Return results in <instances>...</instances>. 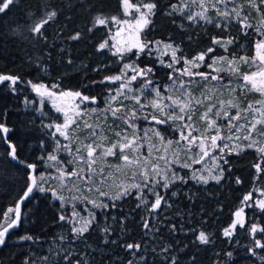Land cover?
Returning a JSON list of instances; mask_svg holds the SVG:
<instances>
[{
	"label": "rangeland",
	"instance_id": "obj_1",
	"mask_svg": "<svg viewBox=\"0 0 264 264\" xmlns=\"http://www.w3.org/2000/svg\"><path fill=\"white\" fill-rule=\"evenodd\" d=\"M16 1V0H15ZM72 1V0H70ZM109 2L111 0H104ZM117 8H105L102 12V9H93L88 14V22L86 33H96L99 31L103 38L102 40L95 46V51L98 54H101L100 61L101 64L103 60H107L105 66L112 68V74L110 75H119L122 70V62L119 57L111 54L108 48H105L102 51H98L99 45L101 43L107 42L109 45L119 44L120 46L131 45L137 39L140 41H157L160 42L159 48H154L153 55H143L150 62H155L157 67L162 69L163 74L167 76V80L162 83L158 80H154L160 85H168L170 83L168 76L172 73V69L167 67V64L170 62L171 57V49H165L164 45L171 43L174 47H178L177 55L179 56L181 53L186 58H194L199 53H192L191 57H188V51L184 50L179 42L174 41L170 36L166 39H161L156 36L155 39H150L153 37V32H156V29L152 28V20L153 15H156L158 8H155L151 14L147 13L146 9H143L141 6L146 4L145 0H129V3L134 7L129 10H125L123 0H115ZM81 3L87 2V0H79ZM215 0H198L199 4L203 6H198V3H194L193 0H175L173 4L177 5V9H172L171 4L167 10L163 13V15L170 16L171 18H177L175 20L176 25L179 29L183 31H187L190 29L201 28L205 33L207 30L210 32L213 30H217L224 34V38H219L212 36V48H215V52L209 54L210 57L216 58L215 67H219L224 71L221 75H224L227 79L223 82L222 87H218L215 89H210L204 87V82L200 81L199 83H193L192 92L196 99H201L202 93L210 97L209 101L205 102V105L208 103L214 104H223L226 110H229L233 114L237 110H247L248 105H257L261 107V110L264 111V92L258 91V89L264 88V80L256 81L253 80L251 82H244L242 77L244 75H248L253 77L254 75H259L264 77V62H262L259 57L264 56V51L258 50L255 46L260 43L264 37L261 36V32H264V0H231V2L227 3L226 7L231 9L233 5H235L236 10L239 12V20H243V24L238 22L236 17H232L230 19H225L220 12L224 10L225 5L220 4L217 7H213V3ZM181 3L186 4L187 11H190L193 15L198 12H203L204 15L208 17L207 20H201L199 23H189L187 20H183L181 18V12L178 10ZM12 5H10L11 7ZM9 7V8H10ZM135 7H141V11H136ZM8 10V9H7ZM6 10V11H7ZM5 11V12H6ZM3 12V13H5ZM0 13V16L3 14ZM55 13V15H53ZM145 14L147 18L150 20V23L140 28L137 25V20L140 19L141 15ZM50 18L48 23L46 21ZM98 18L104 19L106 23L104 25L98 24ZM69 19V16L66 17V20ZM173 19V18H172ZM60 19L59 13L56 11L48 10L36 22L30 29L28 30H20V29H12L11 36L12 38H17L19 36L24 37L23 42L25 44V50L30 52V58L27 59L26 63L31 66H37L39 70L47 75L48 67L47 65L42 64L41 60L43 57H48L50 50L53 48L57 50V57L60 60V63H65L68 65H72V61L69 58L71 55V47L70 44L78 43L83 38L84 33L80 30H68L65 28V25L57 24ZM219 25V26H218ZM244 25H251L250 27L245 28ZM42 28L43 38H38L35 34L39 32ZM80 29H84L82 26ZM68 30V31H67ZM157 31H163L160 27H157ZM66 32V33H64ZM64 33V35H63ZM79 35V39H72L73 36ZM242 40H251V45L248 43H242ZM218 39L222 42V44L226 45L227 51H225L224 47H221L218 44H214L213 40ZM233 40L234 42L228 44V40ZM19 40V39H18ZM194 50V49H191ZM135 51V50H134ZM168 52V55H165V52ZM205 51V50H204ZM193 52V51H190ZM203 52V51H202ZM66 54L69 57L63 59L62 55ZM223 57V59H220ZM63 59V60H62ZM137 56L128 54L126 56V61L128 63L136 64L140 68H145L140 66L138 62H136ZM160 60H163L165 63L161 64ZM206 61L208 64H212L213 60L206 57ZM229 61H231V68L234 70L229 72ZM148 63V62H147ZM105 66H99L98 69H102ZM177 69L186 67V65L178 64L175 65ZM194 71L205 72L208 73L212 71V69L206 67L202 64L199 68L193 69ZM154 74L152 71L151 78ZM5 75V74H0ZM106 75V76H110ZM128 75H132L131 72ZM105 76L96 80V78H91L92 83L95 85H108L111 89H115L117 86L115 84L104 83L101 84V81ZM153 79V78H152ZM187 79V77H184ZM198 79V78H197ZM231 80V83H228V80ZM23 83H19L16 88V92H13L8 83L0 84V88H9L11 93L14 96L20 98V103L24 108H27V111L30 113H35V115H40L43 118H47L44 114L45 107L49 108L57 119H53L48 124L55 123H63L65 120L64 113L67 112L69 116L72 115L73 110L76 109V105L80 104L78 98L74 96H65L63 93H74L80 92V90L74 91L69 89L68 87H60L57 84H48V83H33L30 81H22ZM142 83L141 80H137L133 82V89H136ZM216 83V82H212ZM32 84L44 85V89L41 91L53 92L55 95L52 99H48L47 95L43 98L39 96L32 88ZM6 86V87H5ZM108 90H106L107 95L105 97V101L108 99ZM164 91V89H161ZM81 93V92H80ZM170 92H164V95H169ZM83 95V94H82ZM32 96V97H29ZM86 96V95H84ZM43 99V102L40 101ZM29 100V101H28ZM152 100V96H150L147 92L141 97V103L146 105L143 111V115H147L149 113L156 114L155 111L150 106V101ZM122 103L126 106L130 111L135 110L139 107L136 104L135 100L130 95L127 98H122ZM230 104H235L236 108H231ZM113 107H119L120 104L118 102L113 103ZM60 107L63 109V112H57L56 108ZM80 108L84 110V115L82 119H77L75 124H72L69 128V132L71 134V145L70 147L73 149L72 156L76 158L81 153H76L77 148H83L85 144L92 143V136L90 131L84 127V124H91L94 127L99 126V135L100 138L97 139L98 143L103 144L104 146H111L112 143L122 142L123 135L127 134L129 138H131L133 130L128 127L126 123L122 120L114 119L110 114L106 115L104 109L106 108V104L104 102L103 106L98 105V101L95 104H90L88 102H84V104H80ZM205 111V106L197 107L192 115L193 120L195 122L194 126L204 131V123L199 118ZM141 113H138L140 115ZM140 128L148 130L151 129L152 125L146 123L143 120L137 121ZM7 126V125H6ZM8 127V126H7ZM161 131H164V126H157ZM9 128V127H8ZM10 129V128H9ZM11 130V129H10ZM49 130V129H47ZM260 126H258L257 133L254 135L252 140L244 139V137L248 136V133L242 128L239 131V136L241 137L239 140H235L232 142L231 150L225 149L224 153H220L218 149L209 150L210 157L213 158H205L203 163L194 164L192 168H183L179 164L174 165V169L177 175L184 177V181L181 182L177 180L174 184H171L169 188L163 189L159 188L157 191L164 197V200L161 202V206L155 211H151L150 207L146 205L140 204V200L137 198V192L135 189H132L134 192L133 201H129V204H133L139 210L140 219L138 223L141 225V230L138 232L139 235L136 236V241L131 244H139L140 249L135 251L133 254L131 251L126 249L125 246H119L120 239L123 237V234L126 233L125 230H120L121 224L124 221H121V224L117 225V219L113 217V210H111V206L120 201L114 200L109 202V200L105 197H99L95 191H88L87 187L84 185H80L79 190L76 191H68L64 190L63 195L65 197L66 206L71 211L73 201L72 197H79L80 203L77 204V211L79 212V217L73 220L72 224H69L71 227H81L84 225L85 221L91 220L93 224H96V228L94 227L93 233L99 235L101 244L100 246H94L90 242L83 240L81 242L80 239L76 238L75 233L71 230V236H58L51 240H40L33 237V241H21L20 239L14 240L13 243L16 244H7L4 247H0V257L4 250H8L9 248H19L22 252L23 249L26 248V253H24V257L22 262L18 260L15 256H12L11 261L12 264H25V261L31 260L34 264H68V260H71V264H159V261L162 264H173L171 258L175 259V264L179 261L178 253L182 251L180 247H173L171 244H183L186 242L187 244H199L201 247H208L209 244H217L215 235L217 231L211 230L207 226L205 218L202 216L205 214V204H216L218 200V196L220 192L224 189L225 186V168L227 163L225 160L228 156L233 154H239L241 152H253L258 157V163L264 164V160L260 159V153L258 149L260 147H264V135L261 134ZM122 133L121 137H116V133ZM171 132V129H168L164 134L168 136V133ZM12 131L8 134V139ZM149 140L148 144H155L156 147L161 148V154H163V148L160 144L158 138L154 136V134L149 131L148 132ZM53 142L55 143V139L51 136ZM168 138L174 139V137L168 136ZM62 143L67 144L68 141H64L63 137L59 138ZM3 141V140H2ZM253 147H248L250 142H253ZM4 146L8 149L7 144L3 141ZM56 146V143H55ZM9 150V149H8ZM141 151H144L143 149ZM64 155L66 160L68 158V153L63 151L57 153ZM169 159L179 158L180 160H186L187 153L177 148L173 145L172 149L167 153ZM223 156V159L219 157ZM143 159V157H141ZM122 161L119 159V152L117 150L116 157H107L104 159H97L96 168H97V179L99 178V169L104 170V174L109 177L108 181L104 185V191L108 193L109 197H112L116 194L115 185L125 184L129 185L135 182L131 178V173L129 172L125 175L124 172L116 171L118 165H121ZM51 166V167H50ZM20 168L29 172V170L19 166ZM55 165L51 161L42 160V165L37 169V172L46 176L50 171H54ZM221 170H223V178L217 182L214 179V176L220 174ZM127 171V170H126ZM256 171V170H255ZM256 173V172H255ZM193 175L199 177L201 175L205 176L208 179L207 183H203L198 179H193ZM51 185L55 188H58V181L56 179H47V184ZM259 184H264V181L260 183L256 181L252 186L250 192L253 193V199H259V193L255 192L254 189L258 187ZM213 189L215 190V194L210 193L209 191ZM216 191H219L218 193ZM136 192V193H135ZM249 192V193H250ZM248 193V194H249ZM247 195V194H245ZM244 195V196H245ZM148 205L154 202L155 197L151 195V193L145 194ZM241 200V203L237 205V207L233 210L231 221L226 226L220 229V233L224 239L232 240L236 237L237 231H246L244 235L246 236V243L249 244V248L253 247V237L250 234V228L252 224L258 225L260 228L259 222L253 219V211H261L258 208L245 206ZM85 199L87 200H95L97 203L103 201L107 203L109 206L105 211L108 210L107 215L105 217L109 218V222L99 223L96 221L97 213L103 209L93 208L90 203H85ZM55 200V199H54ZM166 201V202H165ZM27 201L24 202V204ZM60 204L59 201L56 200ZM23 204V205H24ZM22 205V206H23ZM139 205V206H138ZM196 207V209L194 208ZM244 208V213L242 219L244 220L245 227L241 228L237 225L236 229L233 231L230 237H226L224 235V230L230 228L231 224L234 222L236 217L234 213L240 209ZM105 213V214H106ZM94 217V219H93ZM22 221L26 220V216L22 217ZM148 221L149 227L145 228L144 222ZM25 222V221H24ZM22 224V223H21ZM89 226V227H90ZM88 227V228H89ZM175 228V230H173ZM107 229V232L104 231ZM14 230H18L14 229ZM13 230V231H14ZM200 232H204L208 236L209 242L207 244H201L197 236ZM84 234V233H83ZM132 235V234H131ZM140 235L142 236L137 243ZM133 236V235H132ZM256 238L263 240V237L260 233L256 234ZM8 242V241H7ZM130 243V242H129ZM21 245V246H20ZM118 245V246H117ZM117 246V248H115ZM167 248L168 251L165 252L164 249ZM214 249V248H213ZM260 249V248H256ZM250 252V251H249ZM67 254L68 260H65L64 257ZM10 261V262H11ZM155 261V262H154ZM232 261V258L229 260L227 255L223 257L219 262L215 264H228ZM20 262V263H19ZM1 264V263H0Z\"/></svg>",
	"mask_w": 264,
	"mask_h": 264
},
{
	"label": "snow or ice",
	"instance_id": "obj_2",
	"mask_svg": "<svg viewBox=\"0 0 264 264\" xmlns=\"http://www.w3.org/2000/svg\"><path fill=\"white\" fill-rule=\"evenodd\" d=\"M194 3H198V0H193ZM231 0H215L213 7H217L220 4L225 5L224 10L218 9L220 15L225 19H230L236 17L238 22L243 24V20H239V12L236 10L235 5L231 9L226 7L227 3ZM15 0H0V13L5 12L9 9L10 5L14 4ZM125 10L132 9L134 6L129 3V0H123ZM198 6L202 7V4L198 3ZM143 9L147 10L148 14H151L153 10L157 7L155 3H146L141 6ZM141 7H135L136 11H141ZM187 5L181 3L179 11L181 12V18L187 20L189 23H199L201 20H207L208 17L204 15L203 12H198L193 15L190 11H187ZM172 9H177V5H171ZM55 15V13H53ZM50 18L46 21H48ZM98 24L104 25L106 21L104 19L98 18ZM150 23V20L145 14H142L140 19L137 20V25L142 29ZM219 26V25H218ZM251 25H244L245 28ZM264 37V32L260 33ZM38 38H43L42 28L39 32L35 34ZM72 39H79V35H75ZM233 40H228L227 43H233ZM214 44H218L225 48L226 45L218 39L213 40ZM160 42L157 41H147L143 42L137 39L134 43L129 45L120 46L119 44L109 45L107 42L101 43L99 45L98 51H102L108 48L111 54L119 57L122 62V70L119 75L105 76L99 83L104 84H115L117 87L115 89L108 90V99L105 101L106 108L104 112L106 115L110 114L112 118L122 120L128 125L130 129L133 130L131 138L127 134L123 135L122 142L112 143L111 146H104L97 142L100 138L99 126L94 127L91 124H84V127L90 131L93 138L92 143L85 144L83 148H77L76 153H81L76 158H73V149L71 145V134L69 128L72 124L77 122V119H82L84 115V110L80 108V104L88 102L90 104L97 103L95 97L84 96L80 92L74 93H63L65 96H74L79 99L80 104L76 105V109L73 110L71 116L67 112L64 113L65 120L61 123L55 124H43L42 127L49 129L48 135L55 139L56 149L53 152H47L46 155L40 157L41 160H47L53 162L57 167L54 171H50L47 174V179H56L58 181V188L51 186L50 184L46 187L47 179L46 176L37 172V165L34 163H27L26 161L20 159L17 153V145H15L11 140L8 139V134L10 129L6 126L5 122H0V140H3L8 145V161L17 166H23V168L29 170L28 180L25 184V188L19 195L18 199L14 203V207H9L2 214V219H0V247L7 245V240L9 235L14 229L21 226L22 223V205L25 201L34 198L36 192L50 194L55 200L60 202V213L58 219L65 222L66 224H72L75 218L79 217V212L77 211V204L81 201L79 197L73 196L72 199L75 201L72 204L71 211H68L66 206L65 197L63 195L64 190L76 191L79 190L80 185L87 187L88 191H95L99 197H105L112 202L114 200H119L123 197L132 194V189L137 192V198L140 200V204L150 207L151 211H155L161 206L164 197L160 195L157 191L159 188L167 189L171 184H174L177 180L181 182L184 181V177L176 174L174 165L179 164L183 168H192L194 164L203 163L205 158L210 157V149H218L220 153H224L225 149L231 150L232 142L239 140V131L243 128L248 136L244 139L252 140L254 135L257 133L258 126H260L261 134L264 135V111L261 110L260 106L248 105L247 110L241 111L237 110L235 114L225 109L223 104L208 103L205 105L206 101L210 100V97L202 93L201 99H196L192 92L193 83L204 82V87L215 89L223 86V82L227 79L221 73L224 71L219 67H215L216 58L210 57L209 54L215 52V48L209 47L204 52L199 53L194 58H186L181 53L177 55L178 47H174L173 44L168 43L164 45L165 49H171L170 57L171 60L167 64V67L172 69V73L169 74L168 79L170 83L168 85H160L151 78L152 68L145 67L140 68L136 64L128 63L126 61V56L128 54L139 56L143 55H153L154 48H159ZM258 50L264 51V39L255 46ZM135 50V51H134ZM168 55L166 51L164 53ZM206 57L213 60L212 64H208ZM220 59H223L221 57ZM259 59L264 62V56H260ZM161 64L165 62L160 60ZM183 64L186 67L177 69L175 65ZM202 64L206 67L212 69V71L205 73L194 71L193 69L199 68ZM234 71L231 68V61H229V72ZM131 72L132 75H128ZM187 77V79H184ZM198 78V79H197ZM141 80L142 83L136 89H133V82ZM244 82H251L252 77L244 75L242 77ZM8 83V86L13 92H16V86L19 83H23L19 77H14L10 75H0V84ZM216 82V83H212ZM231 83V80H228ZM44 85L32 84L33 90L42 98L47 95L48 99H52L55 95L53 92L41 91L44 89ZM164 89L162 91L161 89ZM258 91L264 92V88L258 89ZM147 92L152 96L150 101L151 108L156 114L149 113L143 115L144 108L146 105L141 103V97ZM164 92H170L169 95L165 96ZM135 100L136 104L139 105L133 111H130L122 103V98H127L129 96ZM43 102V99L40 103ZM118 102L119 107H113V103ZM205 106V111L200 116V120L204 123V131L201 132L200 129L194 126L195 122L193 120V111L199 107ZM231 108H236L235 104H230ZM57 112H63L60 107L56 108ZM138 113H141L138 115ZM143 120L146 123L152 125L151 129L145 130L140 128L137 121ZM157 126H164V131H161ZM168 129L171 132L168 136L174 137L168 138L164 134ZM151 131L156 138L159 139L160 144L163 148V154H161V148L156 147L155 144H148L149 140L148 132ZM116 137H121L122 133H116ZM64 138V141H68L64 144L59 139ZM254 141L248 144V147H253ZM173 145L180 148L186 152V160H180L179 158L169 159L167 153L172 149ZM41 147H44L43 141L41 142ZM144 151H141V150ZM117 150L119 152V159L122 161L121 165H118L116 171L124 172L127 175L131 173V178L135 181L129 185L118 184L116 187V194L112 197L108 196V193L104 191V185L108 181L109 177L104 174L103 169H99V178L97 179V159H104L107 157H116ZM68 153V158L66 160L60 159L57 155L59 152ZM260 159L264 160V147L258 149ZM143 157V159H141ZM223 159V156L219 157ZM225 163L227 161L225 160ZM51 167V166H50ZM257 173V181L264 176V164L256 163L253 165ZM127 170V171H126ZM193 179H198L203 183H207L208 179L201 175L199 177L193 175ZM220 181L223 178V170L220 174L213 177ZM239 183V180H237ZM255 192L259 193V199H253V193H249L244 196L242 203L248 207L258 208L264 212V184H259L258 187L254 189ZM151 193L155 197L153 203L148 205L145 194ZM85 203H90L93 208L107 209L108 204L101 201L97 203L95 200L85 199ZM166 202V201H165ZM114 206V205H113ZM139 206V205H138ZM244 213V208L238 209L234 216L236 219L231 224L230 228L224 230V235L230 237L233 231L236 229L237 225L241 228L245 227L244 220L242 219ZM94 219V217H93ZM92 221H85L84 225L81 227H72V232L75 233L76 238L83 242V233L88 230ZM145 228L149 227L147 220L144 222ZM175 230V228L173 229ZM107 232V229H104ZM250 234L253 237V247L249 251L255 255V249H264V243H261L260 239L256 238V234L260 233L264 235V228H260L256 224H252L250 228ZM31 235H24L20 237L21 241H33ZM198 241L201 244H207L209 242L208 236L204 232H200L197 236ZM126 249L135 254V251L140 249L139 244H127ZM165 252L168 251L167 248L164 249ZM227 257L229 260L232 257V253L228 252ZM68 260L67 254L64 257ZM173 264H175V259L171 258ZM25 264H34L33 261H25ZM68 264H71V260H68ZM86 264V262H85ZM131 264V262H130Z\"/></svg>",
	"mask_w": 264,
	"mask_h": 264
},
{
	"label": "trees",
	"instance_id": "obj_3",
	"mask_svg": "<svg viewBox=\"0 0 264 264\" xmlns=\"http://www.w3.org/2000/svg\"><path fill=\"white\" fill-rule=\"evenodd\" d=\"M148 3H155L156 8L159 7L156 15H153L152 28L156 29L153 32V37L156 36L161 39H166L168 36L179 42L184 50L188 51V57L192 53L204 52V50L212 47L211 37L224 38L225 35L217 30L205 33L201 28L190 29L183 31L178 28L175 23L177 18L163 15L167 8L175 2V0H145ZM115 7L116 1L111 0L106 2L104 0H87L86 4L79 2V0H16L12 6L0 16V74L19 77L21 81H30L33 83H50L57 84L60 87H68L71 90H80L81 94L95 97L98 105L103 106L106 90L111 88L108 85H95L90 79L99 78L112 74V68L106 67L107 60L100 61L101 54L96 53L95 46L102 40V34L86 33L88 14L93 9H102ZM48 10L59 13L60 19L57 24L65 25L68 30H80L84 33L80 42L70 44L71 55H62L63 59L69 57L72 65L60 63L57 57V50H50L48 57H43L42 64L47 65V75H44L37 66H31L26 63L30 58V52L25 50L23 42L24 37L19 36L12 38L11 30L18 28L20 30L30 29L36 22L39 21L43 13ZM69 19L66 20V17ZM84 29H80V27ZM160 27L163 31H157ZM67 30V31H68ZM66 33V32H64ZM63 33V35H64ZM19 39V40H18ZM149 38L147 37V40ZM242 43L251 45V40H242ZM194 49V50H191ZM193 51V52H190ZM62 59V60H63ZM136 62L140 66L150 67L154 71L153 80H158L164 83L167 76L163 74L162 69L157 67L155 62H150L143 55L137 56ZM148 62V63H147ZM99 66H105L98 69ZM6 87V86H5ZM32 97V96H29ZM20 98L14 96L10 89L0 88V122H5L11 129L12 134L9 137L15 145H17V153L20 159L27 163H34L37 169L42 165L40 157L46 155L47 152H53L56 149L55 143L50 135L49 130L42 127L43 124H48L57 116L45 107L44 114L47 118H43L30 113L27 108H24ZM23 101V100H21ZM29 101V100H28ZM43 141L44 147H41ZM8 149L0 140V219L2 214L9 207H14L15 201L25 188L28 180V172L17 165L9 163L6 155ZM60 159L66 157L57 154ZM227 166L225 168V186L219 196L216 204H205V218L207 226L211 230L217 231L215 235L217 244H209L208 247H201L199 244H171L173 247H180L181 252L178 253L179 261L176 264H215L219 262L228 252L232 253V261L228 264H264V249H255V255L249 252V244L246 243V236L244 231H237V235L232 240L224 239L220 233V229L226 227L230 221L233 210L241 203L242 197L248 194L252 186L257 181V173H255L254 164L258 163V157L253 152H241L233 154L226 158ZM239 180V183L237 182ZM264 181V176L259 180L260 183ZM215 194V190L209 191ZM136 193V192H135ZM134 192L131 195L123 197L120 201L111 206L113 210V217L117 219V225L121 224L119 232L125 230L126 233L119 240V246L134 243L136 236L139 235L141 225L138 223L140 214L138 208L129 201H133ZM196 209V207H194ZM69 210V209H68ZM107 211L104 209L99 211L96 216V221L99 223L109 222L106 218ZM22 217L26 216V220L22 221L18 230H14L8 237L7 244L13 243L14 240L20 239L21 236L31 235L40 240H51L58 236H71V227L63 221L58 219L60 213V204L54 200L50 194L36 192L34 198L27 200L22 206ZM106 213V214H105ZM253 219L259 222L261 228H264V212L253 211ZM23 220V219H22ZM96 223L88 228L83 234V240L90 242L94 246H100L101 240L99 235L93 233ZM133 236H132V235ZM264 243V235H261ZM137 240L139 242L140 238ZM260 239V238H259ZM130 242V243H129ZM136 244V243H135ZM21 246V245H20ZM118 246V245H117ZM115 246V248H117ZM214 248V249H213ZM24 251L19 248H9L4 250L0 257L1 264H12V256L17 257L22 262ZM24 252V253H23ZM27 254V253H26ZM11 261V262H10ZM19 262V263H20ZM155 262V261H154ZM159 264H162L159 261Z\"/></svg>",
	"mask_w": 264,
	"mask_h": 264
},
{
	"label": "water",
	"instance_id": "obj_4",
	"mask_svg": "<svg viewBox=\"0 0 264 264\" xmlns=\"http://www.w3.org/2000/svg\"><path fill=\"white\" fill-rule=\"evenodd\" d=\"M252 79L253 80H256V81H262L263 79H264V77L263 76H259V75H254L253 77H252ZM8 146V145H7ZM21 167H23V166H21Z\"/></svg>",
	"mask_w": 264,
	"mask_h": 264
},
{
	"label": "flooded vegetation",
	"instance_id": "obj_5",
	"mask_svg": "<svg viewBox=\"0 0 264 264\" xmlns=\"http://www.w3.org/2000/svg\"><path fill=\"white\" fill-rule=\"evenodd\" d=\"M263 80H264V79H263ZM263 80H262V81H263Z\"/></svg>",
	"mask_w": 264,
	"mask_h": 264
}]
</instances>
